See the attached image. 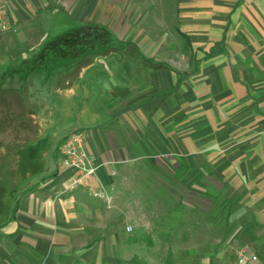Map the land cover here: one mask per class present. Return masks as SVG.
<instances>
[{
    "label": "crops",
    "instance_id": "1",
    "mask_svg": "<svg viewBox=\"0 0 264 264\" xmlns=\"http://www.w3.org/2000/svg\"><path fill=\"white\" fill-rule=\"evenodd\" d=\"M9 10L0 264H140L111 202L118 176L142 161L171 171L188 204L208 210L222 197L230 214L246 211L247 243L264 251V0H11ZM78 80L96 82L92 117L36 114L30 100ZM76 129L96 170L71 187L58 148Z\"/></svg>",
    "mask_w": 264,
    "mask_h": 264
},
{
    "label": "rangeland",
    "instance_id": "2",
    "mask_svg": "<svg viewBox=\"0 0 264 264\" xmlns=\"http://www.w3.org/2000/svg\"><path fill=\"white\" fill-rule=\"evenodd\" d=\"M24 10L30 15L31 6L25 5ZM131 43L120 42L125 46ZM92 44L99 41L93 39ZM127 49L133 50V46ZM4 57L0 47V65ZM105 63L94 58L91 65ZM96 88L94 81L78 80L71 85H57L30 101L37 115L48 112L63 123L72 122V117H92ZM39 101L46 103L33 104ZM175 178L171 171L152 168L148 161L136 163L117 178L113 192L119 198L111 202L114 219L124 226L127 240L139 244L140 264H237V253L242 250L262 257L263 250H252L247 243L251 234L245 231L251 227H244L246 211L233 210L230 214L228 201L222 197L208 210H203L197 201L188 204L172 187ZM3 212L0 202V214ZM128 227L130 232L126 231Z\"/></svg>",
    "mask_w": 264,
    "mask_h": 264
},
{
    "label": "built area",
    "instance_id": "3",
    "mask_svg": "<svg viewBox=\"0 0 264 264\" xmlns=\"http://www.w3.org/2000/svg\"><path fill=\"white\" fill-rule=\"evenodd\" d=\"M11 0H0V31L10 30L8 6ZM94 158L85 148V134L82 130H74L63 138L58 148V166L61 171H73L71 187L82 185L86 177L94 174L96 167ZM130 228H127L129 231ZM237 264H264L255 253L242 250L237 253Z\"/></svg>",
    "mask_w": 264,
    "mask_h": 264
},
{
    "label": "trees",
    "instance_id": "4",
    "mask_svg": "<svg viewBox=\"0 0 264 264\" xmlns=\"http://www.w3.org/2000/svg\"><path fill=\"white\" fill-rule=\"evenodd\" d=\"M95 38V36L93 37V39ZM67 46V45H66Z\"/></svg>",
    "mask_w": 264,
    "mask_h": 264
}]
</instances>
